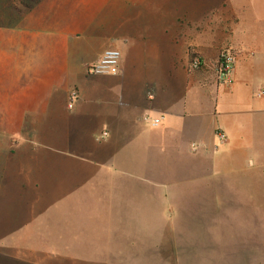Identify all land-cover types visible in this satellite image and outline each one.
<instances>
[{
    "label": "crops",
    "instance_id": "obj_1",
    "mask_svg": "<svg viewBox=\"0 0 264 264\" xmlns=\"http://www.w3.org/2000/svg\"><path fill=\"white\" fill-rule=\"evenodd\" d=\"M50 1L42 0L28 13L26 31L16 39L18 45L12 34L15 46L0 50L1 55L18 56L19 61L12 64L7 57L0 60V65L13 69L10 85L17 90V94L10 92L12 120L6 133L21 136L27 130V134H35L28 118L33 112L51 111L54 115L59 111L63 127L53 128L59 143L61 137L72 132L92 136L90 141H80L74 152L78 153L76 148L80 147L79 151L93 158L94 165H108L113 190L119 186L109 172L128 164L117 150L126 139L142 140L157 161L156 187L147 195L130 187L122 204L113 209L124 210L126 215H131L133 209L138 218L130 222V216L125 215L123 222L112 224V230L139 227V232L150 236L146 238L157 239L160 232L163 245L146 257L145 250L130 254L124 249L127 241L114 242L107 249V261L130 264V259L148 258L142 264H158L180 258V254L187 256L190 247L199 242L189 235L194 227L190 216L196 214V208L184 204L195 197L194 189L200 185L215 188L218 184L219 188L220 206L204 209L205 216L209 215L208 223L203 225L206 238H218L216 243L227 240L223 231L231 224L219 219L216 225L210 215L217 211L249 214L251 246H255L258 226L264 228V96H259L264 90V0ZM131 7L135 8L133 12ZM94 44L102 45L84 59V50ZM109 48L121 52L120 74L96 82L78 80L79 69L99 62ZM224 51L236 58L227 83L221 82L217 73ZM194 55L203 60L197 70L190 68V57ZM76 59L82 66L76 67ZM18 70L26 71V80H16ZM4 78L0 75V90L7 94ZM73 91L77 98L71 103ZM57 104L66 106L68 112L58 110ZM146 114L161 118L160 126L146 124ZM219 130L226 135L225 142L216 135ZM104 133L106 142L94 139ZM18 140L16 149L32 147L28 140ZM29 157L34 156L16 160L29 161ZM75 164L62 163V171L70 176L78 173ZM20 171H12L11 188L18 195L26 197L44 188L43 181H28ZM101 171L103 168L94 169V176L102 175ZM60 184L61 190H69L67 182ZM174 198L181 200L179 206L171 204ZM158 199L164 207L158 206ZM230 199L246 202L232 208L226 205ZM184 215L188 216L186 221L179 222ZM158 216H171V221L158 222ZM229 240L242 244L241 237ZM150 242L158 245V241ZM8 253L0 250V256Z\"/></svg>",
    "mask_w": 264,
    "mask_h": 264
},
{
    "label": "rangeland",
    "instance_id": "obj_2",
    "mask_svg": "<svg viewBox=\"0 0 264 264\" xmlns=\"http://www.w3.org/2000/svg\"><path fill=\"white\" fill-rule=\"evenodd\" d=\"M49 3L52 2L49 0ZM19 9L21 6L17 1L15 3L14 0H0V50L15 46L12 34L16 35L15 40H19L22 37L21 34L26 31L25 19L33 9L23 13ZM134 10V7L130 8V11ZM18 40L15 41L17 45ZM101 45L94 44L85 49L84 59L85 56H92ZM2 57H7V61L10 60L12 64L19 62L18 56L0 54V60ZM26 57H24L25 62ZM79 66H82L80 60L76 59V67ZM12 72L13 69L7 64L0 65V75L7 79L5 85L8 86L7 94L0 90V250L10 253L0 256V264H35L33 261H40L41 264H59L58 261L62 264H113L107 261V249L112 247L114 242L123 244V241H127L123 248L129 250L130 254L137 249H142L145 250L146 257H150L163 242L160 232H158L157 239L146 238L148 234L139 232L137 230L139 227H135L136 230H112V224H117L116 221L123 222L126 216H130V222H132L131 219L138 218L133 209L131 215H126L124 210L113 209L122 204L130 187L133 191L143 190L146 195L156 187L154 169L157 161L150 156L151 153L147 151L142 140L139 137L135 141L126 139V143L117 150L126 158L128 164L124 169L117 168L115 172L110 170L109 173H112L113 180L119 186L113 190L110 176L107 173L108 165L96 164L99 166L96 167L93 158L79 151L80 147L76 148L78 153L74 152L80 141L88 138L90 141L92 136L72 132L61 137L59 143L58 133L53 132L54 127L58 130L63 127L64 118L58 113L59 111L54 115L50 113L51 111L33 112L28 118L31 119L29 127L36 132L35 134H27V130L21 136L6 133V130H10L7 126L12 120L9 100L12 94L10 95V92L14 91L17 94L16 88L10 85L12 84V76H10ZM79 72L81 74L78 80L83 82L86 79L96 82L107 77L89 75L88 67L80 68ZM16 74V80L17 78L27 79L25 70H18ZM23 101H26L25 97ZM61 105L57 104V109L61 108L63 113H67V107L63 108ZM96 138L100 142L107 141V137L103 135H95L94 139ZM18 139L28 140L32 147L16 149ZM51 144L56 145L54 149L49 148ZM72 150L73 153H71ZM31 155L34 157H29V161L16 160V158ZM62 163L63 165L76 163L78 173L70 176L69 173L63 172ZM100 168H103L102 175L95 177L93 170H100ZM13 169L21 170L20 174L28 181L33 183L38 180L43 181L44 188L26 197L18 195L11 188ZM61 182H67L70 185L69 190L67 189L66 192L61 190ZM71 182L74 185H71ZM82 183L84 186H77ZM194 190L196 191L195 197L188 198L184 205L196 208V214L190 216L191 225L194 227L189 235L194 236L195 241L197 239L199 243L190 247L187 256H183L179 251L180 258L158 264H264L263 226H258V242L253 241L255 246H251L252 215L221 214L222 212L217 211L216 215H210L216 225L218 221L220 222L219 219L227 225L231 224L230 226L225 225L223 231L227 240L216 243L218 238L211 236L207 239L203 225L208 223L206 220L209 215L205 216L204 209L220 206L218 184L215 188L200 185ZM146 199L144 197V200ZM221 201L224 202V200ZM226 201V205L232 208L246 202L234 199ZM180 203V199L171 200L172 205L179 206ZM158 206L164 207L165 205L163 206L162 201L158 199ZM121 212L123 214H120ZM187 217L186 215L180 216L178 221H186ZM170 218L171 216H166V218L158 216V222H170ZM136 222L141 221L136 220ZM184 233L187 234V232ZM237 237L242 238L241 245H236L237 242L229 240ZM140 241H142L141 244H136ZM150 241H158V245ZM179 246L183 248L184 244ZM147 261H149L148 258L140 261L130 259L128 262L142 264Z\"/></svg>",
    "mask_w": 264,
    "mask_h": 264
},
{
    "label": "built area",
    "instance_id": "obj_3",
    "mask_svg": "<svg viewBox=\"0 0 264 264\" xmlns=\"http://www.w3.org/2000/svg\"><path fill=\"white\" fill-rule=\"evenodd\" d=\"M120 62H121V52L116 48H109L105 50L99 62L88 67L89 75H101V76H118L120 74ZM236 58L234 54L228 51H224L220 54L219 62L217 66L218 78L221 82H229L230 77L235 68ZM203 66V60L200 56L194 55L190 62V68L192 70H197ZM259 96H264V90L260 91ZM77 98V93L72 92L69 96V101L72 103L73 100ZM71 108V105H69ZM144 122L151 127H158L161 124V118H153L146 114L143 118ZM221 142L227 140L226 135L222 131L216 133ZM104 137L107 136L106 133L103 134Z\"/></svg>",
    "mask_w": 264,
    "mask_h": 264
},
{
    "label": "trees",
    "instance_id": "obj_4",
    "mask_svg": "<svg viewBox=\"0 0 264 264\" xmlns=\"http://www.w3.org/2000/svg\"><path fill=\"white\" fill-rule=\"evenodd\" d=\"M14 1L15 3L16 1L17 3H19V5L21 6V9H19V11L23 13V12H30L33 9V7L39 4L42 0H14ZM193 57L194 56L190 57V60H192Z\"/></svg>",
    "mask_w": 264,
    "mask_h": 264
}]
</instances>
